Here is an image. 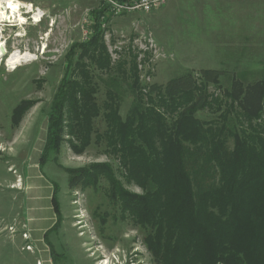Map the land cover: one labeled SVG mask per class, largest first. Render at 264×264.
I'll list each match as a JSON object with an SVG mask.
<instances>
[{"label": "rangeland", "instance_id": "obj_1", "mask_svg": "<svg viewBox=\"0 0 264 264\" xmlns=\"http://www.w3.org/2000/svg\"><path fill=\"white\" fill-rule=\"evenodd\" d=\"M18 1L31 3L43 17L38 24L26 17L22 29L0 25V41L5 42L9 56L18 48L35 58L15 71H9L7 59L0 58V264H36L32 255L36 250H23L22 236L26 233L32 245L33 233L37 235L48 215L52 225L43 234L42 244L50 254L52 250L55 264H154L144 244L147 232L123 216L119 203L110 198L111 185L105 177H92L81 188H68L65 169L109 163L121 190L141 196L138 187L120 176L123 171L118 162L104 154L102 144L93 142L83 154L75 155L66 138L54 161L50 158L40 165L52 98L62 79L75 71L79 57L90 65L88 54L71 47L84 43L98 24L102 29L98 44L103 43L110 57L111 73L120 66L119 74H126L132 83L129 71L135 69L138 85L146 88L185 73L197 77L200 70L214 69L223 76L217 85L208 86V92L221 97L235 79L250 85L264 77V24H249L251 5L258 2L227 0L217 11L208 7L214 0H168L150 14L109 15L98 21L94 13L105 8L101 0ZM261 10L264 18V6ZM93 76L99 88L96 98L103 101L108 86L102 80L107 81L108 74L94 70ZM132 100L128 92L123 93V118ZM18 106L24 111L13 126ZM261 107L264 117V99ZM197 117L209 120L213 114L203 111ZM96 125L103 127L98 120ZM54 185L59 217L51 201Z\"/></svg>", "mask_w": 264, "mask_h": 264}, {"label": "trees", "instance_id": "obj_2", "mask_svg": "<svg viewBox=\"0 0 264 264\" xmlns=\"http://www.w3.org/2000/svg\"><path fill=\"white\" fill-rule=\"evenodd\" d=\"M106 13L102 7L95 19ZM101 35L96 24L84 43L71 47L88 54L90 65L79 57L60 82L47 111L40 165L54 161L66 138L75 155L102 144L141 196L121 190L109 163L65 169L68 188L105 177L123 216L147 232L144 244L154 264H264V77L250 85L235 79L221 97L208 92L223 76L214 69L141 88L135 69L129 71L132 83L119 74L120 66L111 73ZM94 70L108 74L103 101L96 98ZM124 92L133 100L123 118ZM23 111L14 109L13 126ZM203 111L213 118L197 117ZM52 187L59 217L58 188Z\"/></svg>", "mask_w": 264, "mask_h": 264}, {"label": "bare ground", "instance_id": "obj_3", "mask_svg": "<svg viewBox=\"0 0 264 264\" xmlns=\"http://www.w3.org/2000/svg\"><path fill=\"white\" fill-rule=\"evenodd\" d=\"M9 3L12 4L11 8L9 7ZM26 8H29V10L24 13H28V15H31V17L29 18L31 20V23H40L43 16H41L40 13H36L37 11H35L32 6L23 5V3L19 2L18 0H0V25L4 24L3 27H7V25H10L11 27L22 29V27L27 25V20L23 13V10H25ZM17 36L20 37L21 35L18 33ZM1 57L7 59L5 67L9 71H15L18 67H20L21 64L35 60L34 56L26 51H14V53L9 56L6 51L5 42L3 40L0 41V58ZM17 186L18 185H16L15 187ZM103 264L107 263L105 262Z\"/></svg>", "mask_w": 264, "mask_h": 264}, {"label": "crops", "instance_id": "obj_4", "mask_svg": "<svg viewBox=\"0 0 264 264\" xmlns=\"http://www.w3.org/2000/svg\"><path fill=\"white\" fill-rule=\"evenodd\" d=\"M209 1L210 0H204V3H206V2L208 3ZM214 1L216 3H214V4L213 3L212 4L209 3L208 4V7L211 8V9L217 8V11H220V9H222L221 8V5H224L225 6L224 2H226L227 0H214ZM253 1L254 2H258V3L255 4L256 6H257V4H260V5L264 6V4L259 3L260 1L261 2H264V0H253ZM23 5H26V6L27 5H30V6H32L31 3H26V4L23 3ZM255 5H251L252 8ZM262 6L261 7H258V10H257V8L256 9L255 8L254 9L251 8L250 16L253 17V19H252L253 21L249 20V24H254V23H256V24H258V23L264 24L263 11L261 10L262 9ZM32 8L34 9L33 6H32ZM259 8H261V9H259ZM25 10H23V13L24 12H27L29 10V8H26ZM34 10L36 11V9H34ZM24 15H25V17H29V18L31 17V15H28V13H26V14L24 13ZM247 26L248 25H246V27ZM251 29L254 30V28H251ZM15 50L16 51H19L18 48L15 49ZM11 53H14V52H11ZM48 216H49V220L46 223H44L42 226H39L38 227V231H37V235L33 236L34 235V233H33L32 237L30 239V242L32 243V245H34L36 247V248L34 247V249L36 250L35 251L36 253L35 254L34 253L32 254V255H35L34 260L35 261H40L41 264H55L54 259L51 257L50 252H48L46 246L42 244V239L44 237L43 234L46 233L45 231L47 229H49L50 226L52 225V218H51L50 215H48ZM39 233L42 234L41 237L39 236ZM31 264H33V263H31Z\"/></svg>", "mask_w": 264, "mask_h": 264}, {"label": "built area", "instance_id": "obj_5", "mask_svg": "<svg viewBox=\"0 0 264 264\" xmlns=\"http://www.w3.org/2000/svg\"><path fill=\"white\" fill-rule=\"evenodd\" d=\"M167 1L168 0H101L107 9L106 14L116 18L124 17L133 13L150 14L163 7ZM22 239L25 242L22 249L33 252V245L28 243L29 236L24 233ZM36 264H41V262L36 261Z\"/></svg>", "mask_w": 264, "mask_h": 264}, {"label": "snow or ice", "instance_id": "obj_6", "mask_svg": "<svg viewBox=\"0 0 264 264\" xmlns=\"http://www.w3.org/2000/svg\"><path fill=\"white\" fill-rule=\"evenodd\" d=\"M9 7H10V8L12 7V4H11V3H9ZM13 10H15V9H13Z\"/></svg>", "mask_w": 264, "mask_h": 264}]
</instances>
